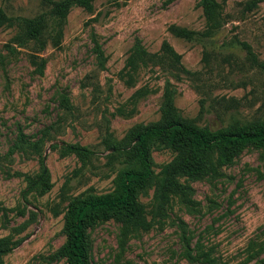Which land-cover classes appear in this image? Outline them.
I'll return each instance as SVG.
<instances>
[{
    "label": "rangeland",
    "instance_id": "rangeland-1",
    "mask_svg": "<svg viewBox=\"0 0 264 264\" xmlns=\"http://www.w3.org/2000/svg\"><path fill=\"white\" fill-rule=\"evenodd\" d=\"M202 1L73 5L60 43L45 33L43 49L18 45L17 24L0 28V238L18 245L3 264H69L59 252L68 240L70 201L117 192L133 166L104 140L119 143L133 129L160 122L168 83L178 113L196 127L264 120V69L242 45L264 63V0H216L225 23L211 39L175 36L173 26L206 31ZM0 8L9 17L36 18L49 15L51 5L0 0ZM164 42L180 55L185 74L152 62L131 74L127 63L137 45L157 54ZM21 139L39 148L12 149ZM67 145L95 154L83 166L65 154ZM150 157L153 177L136 191L150 228L125 231L117 217L98 220L86 230L91 264H264V148L246 147L218 176L180 178L190 190L172 196L164 211L156 188L175 152L151 146ZM43 159L51 189L26 193Z\"/></svg>",
    "mask_w": 264,
    "mask_h": 264
},
{
    "label": "trees",
    "instance_id": "trees-1",
    "mask_svg": "<svg viewBox=\"0 0 264 264\" xmlns=\"http://www.w3.org/2000/svg\"><path fill=\"white\" fill-rule=\"evenodd\" d=\"M43 1L51 5L49 15L42 14L36 18L9 17L0 8V28L4 25L17 24L20 34L16 37V41L21 47L34 42L43 49L46 43L45 33L53 44L58 45L70 8L79 5L91 10L94 0ZM202 4L208 21L206 31L198 33L173 26L171 32L175 36L188 42L206 41L223 26L224 16L217 1L203 0ZM242 45L248 49L251 60L264 69V63H258L250 47L245 43ZM8 49L11 55L16 52L11 46ZM3 57L0 54V59ZM32 57L36 59V56ZM207 59L208 54H205V61ZM150 62L160 65L163 69L173 70L174 73H186L180 55L168 42L162 44L161 51L157 54H149L137 45L128 60L127 67L131 74H134L140 65H147ZM43 66L42 61L38 66L39 71ZM133 83L134 79L129 77L127 84L131 86ZM168 86L165 90L163 116L160 122L133 129L126 139L119 143L112 142L111 139L104 140L106 147L113 149L114 153H122L127 163L133 166L131 170L122 173L117 192L104 196L89 194L70 201L66 222L68 240L59 252L68 258L69 264H91L86 230L98 220L117 217L125 231L150 228L151 224L146 220L144 205L137 200L136 191L153 177L151 146L171 149L175 152V157L165 166L157 184L156 200L160 211L166 209L172 196L190 190L189 186L180 182V178L201 179L218 176L220 168L231 164L246 147L254 145L264 148V120L248 122L235 120L229 126L216 130L196 127L178 113L174 105L175 90L170 88V83ZM18 147L38 149L39 144L37 142L28 144L21 139L12 149ZM64 151L65 154L74 153L83 166L95 154L90 149L75 145L65 146ZM41 166L40 173L31 180L26 193L35 189L46 193L51 189L50 173L45 165V159L42 160ZM17 246L8 238H0V264H3V256ZM208 262L213 263V260L208 259Z\"/></svg>",
    "mask_w": 264,
    "mask_h": 264
}]
</instances>
